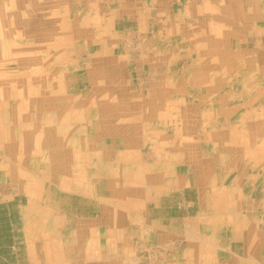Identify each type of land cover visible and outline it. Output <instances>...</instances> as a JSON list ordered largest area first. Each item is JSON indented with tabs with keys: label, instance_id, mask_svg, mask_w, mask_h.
<instances>
[{
	"label": "crops",
	"instance_id": "0c3cea01",
	"mask_svg": "<svg viewBox=\"0 0 264 264\" xmlns=\"http://www.w3.org/2000/svg\"><path fill=\"white\" fill-rule=\"evenodd\" d=\"M30 6L43 16L38 31H47L46 15L53 20V39L39 44L64 42L86 55L91 96L75 106L89 109L83 126L121 124L124 133L114 136L125 150L114 145L104 156L132 161L96 170L112 190L108 198L40 201L31 189L18 262L264 264V0H0V23L30 30ZM132 37L136 50L126 48ZM63 55L51 59L79 62L77 53ZM66 68L62 76L73 65ZM147 143L153 160L143 163ZM115 172L124 184L111 178ZM190 175L209 212H168V196L186 194ZM243 221L246 236L220 234L224 222Z\"/></svg>",
	"mask_w": 264,
	"mask_h": 264
},
{
	"label": "rangeland",
	"instance_id": "374dc122",
	"mask_svg": "<svg viewBox=\"0 0 264 264\" xmlns=\"http://www.w3.org/2000/svg\"><path fill=\"white\" fill-rule=\"evenodd\" d=\"M29 11V22L26 21L25 23H32L33 31L31 30L29 34L33 36L32 39L41 38L40 41H37L43 42L46 35L48 38L53 39L55 31L52 30V27H54L52 18L46 15L45 28L47 31L42 29L39 32L37 25L39 22L43 23V16L38 13L37 7L30 6ZM0 12L4 14L1 7ZM8 14H11L10 20H12L14 13L9 12ZM13 20L15 23L19 21L18 24L21 25L20 19L14 18ZM4 22L0 23L3 29H5L6 25ZM15 23L13 25H17ZM11 31L5 29L0 32V166H4L3 169L0 167V216L2 217L0 223V264H21L18 260L21 259L22 248L25 247V244H23L25 238L23 236V221L21 217L24 209L29 208L30 200L35 198L34 195L29 196L31 189L38 191L36 198H39L40 201H43V199L46 201H64L70 198H82L84 194L107 198L112 196L111 188H103L102 185L107 184V180H102V175L96 171L97 168L95 166L92 167L93 170H87L89 171L88 173L81 171L71 174L69 171L65 173L54 172L53 170L45 172L43 168H46L47 161H56L58 163L57 161L61 160L66 162L67 166L71 165L69 162L71 161L72 164L78 162L84 166L85 163L93 160L94 165L96 163L103 164V166H112L117 170L125 164V161H132L130 160L131 157L124 158V161L123 159L120 160L115 153L114 156L112 153L111 157L104 156L114 145L115 152L117 150H125L123 145L118 148L120 139H116V136H114L124 133L121 124L95 125L93 127L83 126L82 124L83 122L80 118L90 117L89 109L86 110L82 106L75 108V106L77 102L91 96V84L85 77V68L83 66L86 65V55L80 54L79 46L75 48L62 42L57 47L40 43L38 46H22V48L18 45L19 40L14 39V49H12L9 47L10 45L5 47L3 43L6 40L1 39L2 35L4 37L7 32L9 36H12L10 34ZM13 32L15 35L18 33L20 35L21 32L25 33L22 28L13 29ZM65 33H67L65 30L59 32L62 37L67 36ZM14 38L16 37L14 36ZM135 38L132 37L129 40L127 49H137ZM22 51L24 52L22 57L26 60L25 62H20L19 59H16L18 57L17 54ZM61 52L64 54V58L69 57L71 53H77L79 62L64 61L60 63L59 58L58 62L51 59L54 54ZM11 57L14 60L7 61ZM45 57L47 60H45ZM61 64L64 69H67L66 67H69V65L71 67L73 65L70 75L66 76L65 72L64 76H62ZM28 66L29 72H27ZM23 71L24 73H22ZM56 71L59 76L54 78L53 74L54 72L56 74ZM39 72L43 77H40ZM18 76L22 77L18 79ZM95 99L100 100L101 95H97ZM42 106L46 107L43 113L41 112L42 109H40ZM101 111L99 109V114ZM96 113H98V110L95 109L94 114ZM106 134L112 135L106 136ZM145 145L141 147V159L143 163H149L153 160L152 148L148 143ZM45 153L46 156H43ZM241 159L243 158L241 157ZM112 176H119L122 184L126 181L123 173L115 172L114 175H111V178ZM190 176L191 184L189 189L185 191L186 194L182 195L175 191V194L168 196L172 197L174 201L173 204L172 202L168 203L173 205L167 208L168 212L172 210L173 214L181 215L183 210L189 209L191 216L209 212L210 207L202 205L201 202L203 192L195 190L193 177L192 175ZM219 178L220 174H218V180H220ZM117 181L118 179L114 178L111 183L117 185ZM185 195L191 201L190 204L186 200ZM248 208L246 206L239 207V213L244 217V214L249 213ZM217 211H220V208H217ZM8 217H12L13 221L6 222ZM234 224L224 222L220 234L225 236L228 232L227 236H229L231 231L234 232L236 230L239 233L244 232L245 236L247 235L249 227L246 228V226H249V223L245 221L242 223L238 222L236 223L238 228H235ZM13 225L16 227L14 233L12 231Z\"/></svg>",
	"mask_w": 264,
	"mask_h": 264
},
{
	"label": "bare ground",
	"instance_id": "6f19581e",
	"mask_svg": "<svg viewBox=\"0 0 264 264\" xmlns=\"http://www.w3.org/2000/svg\"><path fill=\"white\" fill-rule=\"evenodd\" d=\"M45 3V2H44ZM40 4V3H39ZM42 5V4H41ZM53 6V5H52ZM38 9V8H37ZM118 9V8H117ZM245 10V9H244ZM173 11H174V9H173ZM214 11V10H213ZM110 12V11H109ZM193 12V11H192ZM191 12V13H192ZM27 13H29V12H27ZM231 14V13H230ZM199 15V14H198ZM227 15V14H226ZM223 16V15H222ZM32 18V17H31ZM194 18V17H193ZM29 19V18H28ZM212 19H214V18H212ZM96 21H98V20H96ZM222 21V20H221ZM23 22V21H22ZM105 22V21H104ZM223 22V21H222ZM19 23V21L16 23V24H18ZM183 23V22H182ZM190 23V22H189ZM196 24V23H195ZM206 24V23H205ZM223 25H224V23H223ZM222 25V26H223ZM229 25V24H228ZM56 27V26H55ZM73 27V26H72ZM112 27V26H111ZM211 27H213V26H211ZM226 27H228V26H226ZM253 27V26H252ZM6 28V27H5ZM9 28V27H8ZM198 28V27H197ZM55 29V28H54ZM202 29V28H201ZM204 29V28H203ZM254 29V28H253ZM31 30L33 31V29L31 28L30 30L29 29H27L26 31H25V33L24 32H21L20 33V35H19V33L18 34H14V32H13V30L11 31V35L12 36H4L3 37V39L4 40H8V41H10L9 42V44H10V46L9 47H11L12 49H14L13 48V40L14 39H18L19 40V46H27V47H29V46H34V45H37L38 46V44H39V42L36 40V38L35 39H32L33 38V36H30V35H28L27 33L28 32H31ZM200 30V29H199ZM213 30V29H212ZM40 31V30H39ZM81 31V30H80ZM201 32H203L202 30H200ZM0 32H2V30H0ZM191 32V31H190ZM86 33V32H85ZM93 33V32H92ZM202 34V33H201ZM242 34V33H241ZM79 35V34H78ZM262 35V34H261ZM14 36L16 37V38H14ZM42 36V35H41ZM51 36V35H50ZM79 36H81V35H79ZM191 37H192V35H190ZM6 37V38H5ZM74 38V37H73ZM93 38V37H92ZM43 39V38H42ZM147 39V38H146ZM173 39H174V37H173ZM233 39V38H232ZM24 40H26V41H24ZM29 40H31V41H29ZM40 40H41V38H40ZM176 41V40H175ZM222 42V41H221ZM206 43V42H205ZM219 43V42H218ZM89 44V43H88ZM8 46V44H5V47H7ZM195 46V45H194ZM60 47V46H59ZM184 47V46H183ZM4 48V47H3ZM19 48V47H18ZM23 48V47H22ZM196 48V47H195ZM216 48V47H215ZM241 49V48H240ZM22 50V49H21ZM60 51V50H59ZM73 52V51H72ZM200 52V51H199ZM210 52V51H209ZM22 53H24L23 51L22 52H20V53H18L17 55H18V57L16 58V59H19V61L20 62H25L26 60H24V58L22 57ZM230 53V52H229ZM215 53H213V55H214ZM249 54V53H248ZM44 55H46L45 53H44ZM44 55H42V56H44ZM182 56V55H181ZM5 57V56H4ZM51 58V57H50ZM60 58V57H59ZM31 59V58H30ZM30 59H29V61H30ZM12 60H14L12 57L11 58H8V60L7 61H12ZM45 60H47V58L45 57ZM164 60V59H163ZM231 60V59H230ZM35 61V60H34ZM37 61V60H36ZM55 61V60H54ZM57 62H58V60H57ZM28 63V62H27ZM141 64V63H140ZM139 64V65H140ZM154 64V63H153ZM174 64V63H173ZM240 64V63H239ZM58 65V64H57ZM122 65V64H121ZM199 65V64H198ZM52 66V65H51ZM127 66V65H126ZM170 66V65H169ZM124 67V66H123ZM151 67V66H150ZM223 67V66H222ZM48 68H50V67H48ZM123 69V68H122ZM233 69V68H232ZM54 70V69H53ZM219 70V69H218ZM229 70V69H228ZM231 71V70H230ZM27 72H29V66H28V70H27ZM22 73H24V71L22 72ZM206 73V72H205ZM164 74V73H163ZM39 75H40V72H39ZM221 75V74H220ZM42 75H40V77H41ZM56 74H55V72H54V74H53V77L54 78H56ZM22 76H18L17 78L18 79H20ZM43 77V76H42ZM16 78V79H17ZM100 78V77H99ZM45 79V78H44ZM17 81V80H16ZM11 82V81H10ZM122 82V81H121ZM180 82V81H179ZM178 82V83H179ZM51 85V84H50ZM42 87H43V85H42ZM62 87V86H61ZM169 88V87H168ZM162 89V88H161ZM60 91V90H59ZM255 91V90H254ZM54 92V91H53ZM62 92V91H61ZM163 92H165V91H163ZM25 93V92H24ZM167 93V92H166ZM166 95V94H165ZM264 95V94H263ZM110 96V95H109ZM58 101V100H57ZM5 104V103H4ZM3 104V105H4ZM53 104V103H52ZM164 106V105H163ZM55 107V106H54ZM46 107H44V106H42L40 109H42L41 110V112L43 113L45 110ZM69 109V108H68ZM164 109V108H163ZM40 111V110H39ZM51 114V113H50ZM12 115V114H11ZM9 116V115H8ZM13 116H14V114H13ZM38 116H40V115H38ZM125 116V115H124ZM242 117V116H241ZM80 118V117H79ZM240 118V117H239ZM81 120H83V118H80ZM8 120H9V118H8ZM79 121V120H78ZM166 121V120H165ZM57 122H58V118H57ZM55 123V122H54ZM59 124V123H58ZM72 124V123H71ZM95 126V125H94ZM105 126V125H104ZM119 126V125H118ZM108 127V126H107ZM115 127V126H114ZM233 127V126H232ZM235 127V126H234ZM108 129V128H107ZM113 129V128H112ZM115 129V128H114ZM113 133V132H112ZM86 134V133H85ZM256 134V133H255ZM253 135V134H252ZM229 136V135H228ZM261 136V135H260ZM254 141V140H253ZM252 141V142H253ZM208 145V144H207ZM242 145V144H241ZM25 147V146H24ZM82 149H83V147H82ZM237 153V152H236ZM76 154V153H75ZM93 154V153H92ZM26 155V154H25ZM91 155V154H90ZM43 156H46V153L43 155ZM82 156V155H81ZM87 156V155H86ZM243 156V155H242ZM30 157V156H29ZM85 157V156H84ZM88 157V156H87ZM94 157V156H93ZM12 158V157H11ZM50 159V158H49ZM82 159V158H81ZM57 160V159H56ZM76 161V160H75ZM18 162V161H17ZM58 163H56V161H47V166H46V168L44 167L43 168V170L46 172V171H51V170H53L54 172L55 171H58V172H65V173H68V171H69V173L71 172V174H75V173H78V172H83V171H86V170H88L89 168H91V167H93V166H95L96 168H97V170H99V169H102V166H103V164L102 165H100V164H98V163H96V165H94L93 164V160L91 161V162H89V163H85L84 164V166L83 165H81V164H79L78 162H76L75 164H72V162L71 161H69L70 163H71V165H69V166H67L65 163L66 162H63V161H57ZM81 162V161H80ZM264 163V162H263ZM17 164V163H16ZM19 164V163H18ZM7 166V165H6ZM0 167H2V169L4 168V166H0ZM9 168H10V165H9ZM262 169V168H261ZM15 171V170H14ZM232 171V170H231ZM53 172V173H54ZM11 173H12V171H11ZM57 174V173H56ZM64 174V173H63ZM230 174V173H229ZM55 175V174H54ZM12 177V176H11ZM228 177V176H227ZM13 178V177H12ZM75 178V180H77V178L76 177H74ZM74 180V179H73ZM252 180V179H251ZM225 188V187H224ZM103 191V190H102ZM114 204V203H113ZM108 207V206H107ZM235 211V210H234ZM109 212V211H108ZM110 214V213H109ZM263 223V222H262ZM198 226V225H197ZM194 231V230H193ZM262 234V233H261ZM197 239V238H196ZM189 240V239H188ZM202 242V241H201ZM199 243V242H198ZM218 254V253H217ZM252 254V253H251Z\"/></svg>",
	"mask_w": 264,
	"mask_h": 264
}]
</instances>
